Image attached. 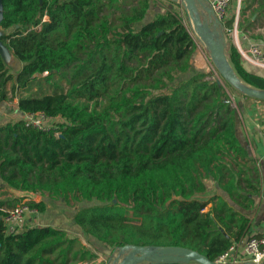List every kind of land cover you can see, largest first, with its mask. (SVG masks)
I'll list each match as a JSON object with an SVG mask.
<instances>
[{
	"label": "trees",
	"instance_id": "trees-1",
	"mask_svg": "<svg viewBox=\"0 0 264 264\" xmlns=\"http://www.w3.org/2000/svg\"><path fill=\"white\" fill-rule=\"evenodd\" d=\"M153 1H3L0 40L21 65L12 72L0 50V105L18 93L20 112L60 120L51 130L0 123V189L40 193L31 207L45 212L49 198L70 214L67 227L8 233L1 209L0 264H82L99 257L93 246L121 244L181 245L215 260L242 240L249 218L206 185L255 204L260 176L236 134V109L194 66L178 3L147 20ZM248 9L264 12V0H242L240 27L252 22ZM230 60L264 88V73L234 44Z\"/></svg>",
	"mask_w": 264,
	"mask_h": 264
},
{
	"label": "water",
	"instance_id": "water-1",
	"mask_svg": "<svg viewBox=\"0 0 264 264\" xmlns=\"http://www.w3.org/2000/svg\"><path fill=\"white\" fill-rule=\"evenodd\" d=\"M3 1L0 0V24L3 19ZM177 2L185 10L195 36L204 44L222 79L233 89L248 97L264 100V88L245 81L234 68L227 52L229 32L218 18L208 0H167ZM1 36V30H0ZM0 50L12 56L0 40ZM6 60V59H5ZM7 61V60H6ZM18 196L35 199L37 192L13 190ZM228 264L212 260L207 255L181 245L121 244L115 247L106 264ZM239 264H257L249 260ZM264 264V263H260Z\"/></svg>",
	"mask_w": 264,
	"mask_h": 264
},
{
	"label": "crops",
	"instance_id": "crops-1",
	"mask_svg": "<svg viewBox=\"0 0 264 264\" xmlns=\"http://www.w3.org/2000/svg\"><path fill=\"white\" fill-rule=\"evenodd\" d=\"M163 1L176 6V4L172 3L171 1H167V0H163ZM256 5L257 2L253 5V7ZM178 6L183 11L184 22L191 32L192 30L190 27L188 16L185 10L183 9L182 5L178 3ZM239 6L240 7L242 6V0H236V8H238ZM249 10L251 9H248L246 12H248ZM245 16L246 13L243 15V17ZM231 19H234L233 22L238 26L239 37L240 40L243 42V45L245 46L249 45V43L253 41V39L248 35L250 33V30H255L257 28L259 29V26L256 24L257 17L255 18V16H252L251 18L252 22L248 21L249 26L251 24L250 27L248 26V24H246L247 26L244 25V27H240L238 24L239 20L237 19V16L234 17V15L232 14V10H230L229 17L226 20V25H228V22ZM228 32L230 35L229 38L234 43V40L236 39V33L235 32L233 33L231 30H229ZM235 98H236L235 109L237 113L236 134L239 140L241 141L242 145L248 150L249 155L253 159L252 166L257 168L260 176V181L258 183L259 191L258 193L253 195L255 204L252 208L245 209L236 201H234L226 191L220 188V186L217 184L215 180L212 179L206 180V185L208 189L207 191L209 193L208 195H212V194L221 195L230 205H232L235 209L245 213L246 216L249 218L247 230L242 240L239 243H237L238 246L243 247L247 238L250 235L264 236V102L244 95L237 96ZM211 191L214 192L210 193ZM211 205L212 203H209L207 209H209ZM56 209L58 210L55 211L53 215L50 214L51 216L44 215L43 213H46V211L40 212L37 216L27 219L25 224L34 226L36 225L37 221L38 222L40 221V218L43 215V217H48L46 221L49 222L47 224L60 226V227H67L69 223V218L68 216L67 218L64 217V215L62 214L63 213L62 210L68 211V209L66 210V208H63L62 203L57 204ZM99 263H104V261L99 259L98 257L97 260H94L92 262H84L82 264H99ZM189 264H197V263L191 262Z\"/></svg>",
	"mask_w": 264,
	"mask_h": 264
},
{
	"label": "built area",
	"instance_id": "built-area-1",
	"mask_svg": "<svg viewBox=\"0 0 264 264\" xmlns=\"http://www.w3.org/2000/svg\"><path fill=\"white\" fill-rule=\"evenodd\" d=\"M208 2L211 4L218 18L224 22L226 30H231L233 33H236L234 45L239 50L243 61L252 66L255 70H259L264 73V44L251 41L249 45L245 46L240 40L237 24L233 22L231 26L226 25V20L229 17L232 6V0H208ZM191 34L196 41L198 51L202 42L195 36L192 31ZM206 78L211 81L215 80V76L209 75ZM18 96L19 95L17 94V96L15 97L16 99H14L13 101V110L15 111L16 116L17 114H19V116H15L14 118L11 117L10 114L5 115L9 118V120L22 118L27 125H31L41 130H51L53 128H56V122L60 120L58 118L48 116L42 112L35 114H24L20 112L16 101ZM226 102L235 103L236 106V101L234 99V96L232 95H229V97L226 99ZM58 133L59 132H57V134ZM29 200V198H27V200H22L16 203L11 208L0 207V210L2 209L5 212L1 216L6 223V230L8 233L18 232L24 226L27 219L35 217L40 213L37 208L31 207L29 205ZM216 260L228 264H239L247 260L257 264L264 263V236L250 235L243 247L235 244L225 253L216 258Z\"/></svg>",
	"mask_w": 264,
	"mask_h": 264
},
{
	"label": "rangeland",
	"instance_id": "rangeland-1",
	"mask_svg": "<svg viewBox=\"0 0 264 264\" xmlns=\"http://www.w3.org/2000/svg\"><path fill=\"white\" fill-rule=\"evenodd\" d=\"M131 1L135 2L136 0H131ZM174 7L176 8L175 5H173V4L171 5L170 3H166L163 0H154L151 8L149 10L147 20L152 19L156 13L163 12L165 8H174ZM231 10H232V14L234 15V17L237 16V19L239 20L242 11H241V7L236 8V0H232ZM251 16H255V18L257 17L256 24L259 26V29L257 28L255 30H250V33L248 35L253 39L254 42H258V43L260 42V43L264 44V12L260 13V12L253 11V9H251L248 12H246L245 19L250 18ZM246 24H248V22L243 24V27H244V25L247 26ZM248 26H249V24H248ZM250 26H251V24H250ZM233 44H234L233 41L229 38L228 39V46H227V52L229 55H230V47ZM4 56H5V59L7 60L6 62L8 63L10 70L12 72H16L18 70V68L20 67V63H18V61L13 56L9 57V55L7 54L6 51L4 53ZM193 62H194V66L196 68L206 70L210 76H215V80L219 79L220 82L224 85V87H225V89L229 95H232L235 97L242 95V93L238 92L237 90H235L231 86H229L222 79L221 75L216 71V68L213 65V62L210 58L209 52L206 49V47L204 46V44L200 45L199 50L197 51ZM190 73H192V71H190ZM11 84L12 83H9V86H12ZM10 95H12L11 92H10ZM235 97H234V99L236 101ZM14 99H16V98L12 97L11 101L9 99L0 105V123L6 122L7 120H9V118L5 116L7 114H10L11 117L15 118L16 113L13 110ZM229 105L232 108H236L235 103L229 102ZM18 116H19V114H17L16 117H18ZM212 192H214V191H211L210 193H212ZM14 196H18V195L15 193V191H13V189H10L7 187H3L2 189H0V200L12 199V198H14ZM42 198H43V196L40 193H38V196L33 200L39 201ZM29 199H31V198H29ZM22 200H27V198H23L20 201H22ZM20 201L18 200L15 203H18ZM47 201H48V208H47L46 213H43V214L46 216H48V215L51 216L50 214L53 215L54 212L58 210V209H56V207H57V204H60V203H59V201L49 199V198H47ZM62 211H63L62 214L64 215V217L67 218V216H68L67 214H70L69 211H65V210H62ZM47 218L48 217H43V215H42V217L40 218V221L36 222V225H45V223L47 224L49 222V221H46ZM42 220H43V222H42ZM83 240L85 243L88 244L87 239L84 238ZM93 248L98 251L99 259L103 260L104 264H106L110 254L112 253V250L110 248H103V247L98 248L97 246H93Z\"/></svg>",
	"mask_w": 264,
	"mask_h": 264
}]
</instances>
